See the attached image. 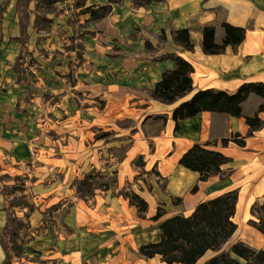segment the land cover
I'll return each instance as SVG.
<instances>
[{
	"label": "crops",
	"instance_id": "obj_1",
	"mask_svg": "<svg viewBox=\"0 0 264 264\" xmlns=\"http://www.w3.org/2000/svg\"><path fill=\"white\" fill-rule=\"evenodd\" d=\"M86 1L89 6H83L81 15L87 20L86 8L108 4ZM5 6L6 11H0V70L13 59L18 50L14 39L20 37L12 25L13 6ZM93 22L92 29L112 33L108 37L116 40V47L96 75L87 70L86 82L71 89L83 87L88 97L105 102L103 108L93 106L94 101L84 108L67 103L50 119L40 95L30 99L33 110L26 111L22 121L16 104L29 93L4 88L0 80V264L6 261L1 236L11 220L23 217L34 231L29 243L33 246L19 258L8 253V264H167L158 255L143 258L139 248L160 241L159 227L165 220L188 217L198 204L232 191L237 201L231 243L264 248V235L249 224L258 222L251 207L264 201V108L258 114L262 126L250 136L245 122L257 113L262 99L250 95L240 106V117L203 111L179 121L178 128L172 119L173 109L196 91L232 94L244 83L264 84V0H162L143 7L122 0L111 5L105 18ZM223 24L243 29V40L219 54L204 53L203 28H214V43L221 45ZM179 30L188 32L191 49L173 42L171 33ZM170 54L192 66L193 90L165 104L153 100L150 92L164 72L176 67L169 58H154ZM35 115L43 118L38 129ZM125 121L129 124L115 126ZM97 133L112 136L99 139ZM235 136L244 138L243 147L230 141ZM223 139L229 140L225 146ZM195 144L229 159L224 177L199 181L197 172L178 164ZM111 149L114 157L108 158ZM92 172L102 178V189L95 183L89 198L80 197L77 184ZM140 176L146 184L140 183ZM4 177L21 181V193L33 196L32 210L11 202L17 192H2ZM130 192L146 203L145 212L130 204L125 196ZM45 212L55 222L39 230ZM157 213L160 217L154 219Z\"/></svg>",
	"mask_w": 264,
	"mask_h": 264
},
{
	"label": "trees",
	"instance_id": "obj_2",
	"mask_svg": "<svg viewBox=\"0 0 264 264\" xmlns=\"http://www.w3.org/2000/svg\"><path fill=\"white\" fill-rule=\"evenodd\" d=\"M122 0H108V4L98 8H86L84 13L90 15V20L98 21L105 18L111 11V5ZM162 0H133L137 7H143ZM225 37L221 45L214 43V28L205 27L202 30L201 49L206 54H219L228 46L238 45L244 38V30L227 24L222 25ZM173 42L184 50L192 48L188 32L186 30L172 31ZM161 35H164L162 31ZM147 48L149 44L146 43ZM169 58L175 62V69L162 74L161 80L157 82L150 92L153 100L165 104H172L192 92V66L181 57L170 54L159 56L156 60ZM256 95L262 99L257 113L253 117H246L245 122L249 127L247 136L261 128L262 122L258 114L264 108V84L244 83L236 92L228 94L218 90L196 91L188 100L180 103L173 109L172 119L176 123L189 119L203 111L225 113L233 117L241 116V104L250 95ZM111 133H103L99 139H108ZM235 136L232 140L236 145L243 147L244 138L238 139ZM229 140L223 139V146ZM141 157L137 159L139 163ZM141 163V162H140ZM229 163V159L223 154L204 149L201 145H193L179 160L178 164L197 172L199 181H206L211 176L224 177L226 171L223 169ZM94 176L85 175L77 184V194L83 198H89L93 193ZM107 186L104 185V188ZM196 191V186L192 189ZM130 204L135 206L139 213L146 211V203L135 193L125 195ZM237 201L235 191L228 192L212 200L198 204L193 213L184 217L173 216L160 224V241L149 243L139 248V254L143 258L160 256L167 264H197L207 253L214 252L215 255L206 260L203 264H264V248L255 249L248 244L238 241L231 243V237L236 231V225L232 222ZM251 214L257 216L258 222L250 221L249 224L264 235V201L257 202L251 207ZM157 213L154 219H158ZM6 252L5 264H8V252Z\"/></svg>",
	"mask_w": 264,
	"mask_h": 264
},
{
	"label": "rangeland",
	"instance_id": "obj_3",
	"mask_svg": "<svg viewBox=\"0 0 264 264\" xmlns=\"http://www.w3.org/2000/svg\"><path fill=\"white\" fill-rule=\"evenodd\" d=\"M6 2L13 6L12 25L19 29L20 37L14 39V43L18 44V50L13 54V59L0 70V80L4 88L15 89L20 95L29 93L25 100H20L16 104L19 118L21 117L22 121L26 120V111L33 110L30 99L40 95H42L40 105L48 106L46 117L50 119L54 117V112L57 114L60 111L61 105L67 103H76L79 108H84L90 104L87 101H94L91 103L93 106L103 108L105 102L102 99L88 97L83 87L71 89L75 84L86 82L87 70L94 71L96 75L97 70L102 68L100 64L113 56L111 52L116 47V40L111 41L112 38L108 37L111 32L105 35L95 27L92 29L95 23L81 15L83 6H89L88 2L86 0H0V11L3 9L6 11ZM33 119L36 128L43 124L42 117L38 119L35 115ZM127 124H129L127 121L118 124L116 122L115 126ZM33 154L36 155V151ZM106 154L108 158L111 155L112 158L114 157L112 149ZM91 174L94 176L93 182L97 183V188L102 189V178L98 173ZM1 180L7 184L5 187L2 186V192H17L12 203L24 205L27 211L33 209V196L31 193H21L23 189L19 179L17 181L14 178L4 177ZM139 180L140 183H145L144 177L140 176ZM54 222L53 215L45 212L39 230L45 229L46 223ZM14 230L17 232L15 233ZM19 230H22L20 237ZM33 233V230L28 229L24 217L14 218L7 233L1 236V240L9 255L19 258L32 248L33 245L30 246L29 243ZM214 255V252H207L197 264H203Z\"/></svg>",
	"mask_w": 264,
	"mask_h": 264
}]
</instances>
